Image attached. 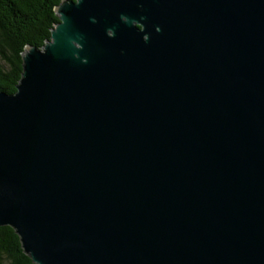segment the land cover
<instances>
[{"label": "water", "instance_id": "1", "mask_svg": "<svg viewBox=\"0 0 264 264\" xmlns=\"http://www.w3.org/2000/svg\"><path fill=\"white\" fill-rule=\"evenodd\" d=\"M0 91V227L34 264H264V0H61Z\"/></svg>", "mask_w": 264, "mask_h": 264}, {"label": "trees", "instance_id": "2", "mask_svg": "<svg viewBox=\"0 0 264 264\" xmlns=\"http://www.w3.org/2000/svg\"><path fill=\"white\" fill-rule=\"evenodd\" d=\"M76 1V0H74ZM61 0H0V91L15 94L27 46L43 48L59 22ZM0 264H34L15 230L0 227Z\"/></svg>", "mask_w": 264, "mask_h": 264}]
</instances>
